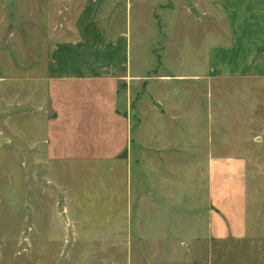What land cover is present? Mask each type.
<instances>
[{"label": "rangeland", "instance_id": "1", "mask_svg": "<svg viewBox=\"0 0 264 264\" xmlns=\"http://www.w3.org/2000/svg\"><path fill=\"white\" fill-rule=\"evenodd\" d=\"M127 2L129 72L120 91L128 94L127 107L120 108L127 116L128 144L113 160L54 161L46 158L45 110L25 102L24 90L34 86L27 80L32 71L39 72L53 31L62 27L75 2L0 0V264H183L191 245L186 229H204L205 218L196 215L207 206L203 163L170 150L159 154L154 140H170L175 149L183 143L181 150L188 152L197 149L193 138L228 137L229 115H198L205 133L177 127L189 110L209 107L210 97L212 105L221 102L231 111L232 95L241 86L157 80L202 73L204 45L214 41V26L204 25L193 12L185 14L181 0ZM166 2L173 8H163ZM172 90L176 94L166 99ZM194 93V101L185 96ZM156 95L159 107L181 111L171 132L155 126ZM248 138L242 150L250 234L238 243L214 242L211 264H264V133ZM180 219L186 229L179 224L178 231L174 225ZM207 252L203 247L200 254Z\"/></svg>", "mask_w": 264, "mask_h": 264}, {"label": "crops", "instance_id": "2", "mask_svg": "<svg viewBox=\"0 0 264 264\" xmlns=\"http://www.w3.org/2000/svg\"><path fill=\"white\" fill-rule=\"evenodd\" d=\"M74 2L62 27L52 33L48 56L40 62L39 72L32 71L35 75L27 80L34 82V86L29 85V89L24 90L28 94L25 102L45 110L44 142L48 160H113L128 144L127 116L120 108L127 107L128 93L120 91V83L124 86L128 82L130 2L128 5L127 0H72L70 5ZM181 2L185 14H191L194 7L198 11L195 18L204 25L214 26L215 31L210 33L214 41L204 45L200 62L202 73L156 79L204 86L215 80L236 82L241 86L240 91L232 95L235 107L231 111L222 108L221 102L212 105L210 97L209 107L189 110L177 127L179 131L184 127L189 133H205L198 115L204 119L212 113L229 115L232 125L228 137L203 142L193 138L191 142L197 149L188 152L181 150L183 143L177 144L179 149L177 146L175 149L170 140H154V151L159 154L165 155L164 151L170 150L193 163H203L199 170L204 177L207 206L196 215L205 218L204 229L191 225L188 230L184 225L186 221L181 219L175 221L174 227L179 231L181 224L191 242L188 259L183 264L195 261L211 264L215 257L214 242L238 243L250 234L246 155L242 149L249 136L256 131L264 133V0ZM173 6L166 2L162 7L172 9ZM175 94L172 90L166 99ZM185 96L194 101L198 95ZM154 99V103L157 102L155 126L161 131L165 128L173 131L181 111L170 105L165 107L163 103L159 107V95ZM191 178L195 176L190 174ZM203 247L209 252L201 256ZM156 254L154 251V257Z\"/></svg>", "mask_w": 264, "mask_h": 264}, {"label": "water", "instance_id": "3", "mask_svg": "<svg viewBox=\"0 0 264 264\" xmlns=\"http://www.w3.org/2000/svg\"><path fill=\"white\" fill-rule=\"evenodd\" d=\"M190 11H192L195 15L198 16V11L196 10V8L192 7Z\"/></svg>", "mask_w": 264, "mask_h": 264}]
</instances>
